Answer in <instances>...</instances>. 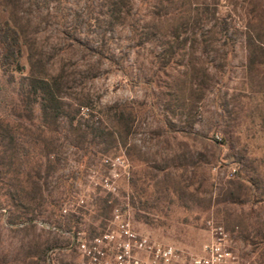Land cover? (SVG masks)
Listing matches in <instances>:
<instances>
[{
    "label": "rangeland",
    "instance_id": "obj_1",
    "mask_svg": "<svg viewBox=\"0 0 264 264\" xmlns=\"http://www.w3.org/2000/svg\"><path fill=\"white\" fill-rule=\"evenodd\" d=\"M45 1L0 0V22L21 35L24 74L58 75L64 111L44 122L38 104L25 112L11 93L8 110L0 108L36 147L16 174L0 146V264H32L25 256L35 242L62 240L46 225H56L66 197L86 225L109 198L112 207L128 204L136 227L158 240L197 253L220 228L238 264H264V0H191L200 12L180 30L169 0ZM206 8L228 39L218 26L207 33L216 22L205 25ZM257 33L262 42L248 46ZM190 62L207 67L210 80L187 84L180 106L177 78ZM115 109L126 111L120 125ZM116 155L132 169L117 196L101 187L105 160ZM28 178L41 185L32 203L14 196L16 179Z\"/></svg>",
    "mask_w": 264,
    "mask_h": 264
},
{
    "label": "trees",
    "instance_id": "obj_2",
    "mask_svg": "<svg viewBox=\"0 0 264 264\" xmlns=\"http://www.w3.org/2000/svg\"><path fill=\"white\" fill-rule=\"evenodd\" d=\"M49 0H46L44 4H47ZM59 1V0H56ZM113 5H117L118 0H112ZM34 3L38 4L36 0H33ZM171 6V13L173 16H177V20L181 21L179 25H177V29H181L184 27L186 22H189L192 18V14L196 17L199 14V9L194 6L191 0H169ZM117 9V8H116ZM114 13V10H113ZM205 16V25L212 21H215L211 28L207 33L211 31L215 26H218V33L225 39L227 37V29L224 23L218 22L216 17V9H208L206 8L203 11ZM194 17V16H193ZM187 24V23H186ZM254 31V27H250ZM203 34V44L206 47L209 46L207 36ZM262 42L261 36L257 33V38L255 35H250L247 39L248 46L256 47L257 41ZM23 47L21 43V35L16 30V28L12 25L10 20L6 19L5 21L0 22V108L2 104H4L5 112L8 110L7 97L8 95L14 94L18 98V101L15 106L19 107L21 110L25 112H31L33 106L38 104L41 110L42 119L44 122L56 121L59 120L62 116H64V111L61 105V97H60V80L58 75H37L33 70L29 72V74H24L25 66L22 64L21 60L23 57ZM185 69L183 71L182 77L177 78L176 83L178 85L177 94L178 100L182 103L178 102V105L184 106V102L182 101L185 98L182 89L187 88V84L190 85V88L193 86V82L201 78V84L204 86L208 85L210 80L209 69L202 65L201 67H197L194 63L190 62L185 65ZM18 75V76H17ZM180 83L183 84V87L180 88ZM176 96V97H177ZM115 122L117 125H120L124 116L126 115V111L123 109H115L114 113ZM15 115L4 113L0 115V130L4 133H0V146H3L4 149L11 150L10 155L8 156V165L10 167L20 166V168H16L15 173L19 174L24 171V167H26V163L29 162V159H35L36 147L34 146V142H32V136L26 133L25 130H22L21 125L15 118ZM72 124V122H71ZM81 130V127H79ZM91 134L94 136H102L104 134H109L114 137V132L109 129H101L100 127H89L85 133ZM94 136V137H95ZM115 143V138H112ZM48 156L52 153L48 152ZM26 162V163H25ZM26 170V168H25ZM238 176V173H236ZM40 178V177H39ZM17 181V191L14 194L16 198H23L27 200V202L32 203L36 200L37 194L41 195V185L36 180H32V178H28L27 181H22L20 179H16ZM27 183L30 186V189H27L28 186L24 184ZM72 187L71 183L68 184V189L70 190ZM67 201H69L68 197L64 198L61 203L56 207L55 215L57 214V220L55 222L58 228H63L67 230H73L76 227L84 225V227H90L93 229L92 224H84L80 218L75 213H72L66 208ZM111 200L109 198L102 199L103 207H100L97 212V217L99 220L103 221L105 217L109 215L105 210L111 209L110 206ZM16 207H22L17 203ZM80 210V209H78ZM27 222H32V219H25ZM65 244L62 240H57L55 243L51 245H47L46 247H41L39 243L33 244V250H29L26 253L25 259H30V263L38 264L40 261L42 264H47L46 256L47 252L51 248L61 247ZM67 256V254H66ZM69 258L72 261L75 260V256L73 253L68 254ZM62 253H57L55 256V260L59 261L60 264H67L68 261H64L62 258Z\"/></svg>",
    "mask_w": 264,
    "mask_h": 264
},
{
    "label": "built area",
    "instance_id": "obj_3",
    "mask_svg": "<svg viewBox=\"0 0 264 264\" xmlns=\"http://www.w3.org/2000/svg\"><path fill=\"white\" fill-rule=\"evenodd\" d=\"M107 175L101 187L110 195H118L121 182L128 183L131 163L125 155H116L105 160ZM126 207L113 206L103 221L90 227L61 229L46 225L65 242L61 247L47 252V264H60L57 253H73L74 261L67 264H238L226 235L219 228L217 235L197 252H190L173 243L158 240L138 229Z\"/></svg>",
    "mask_w": 264,
    "mask_h": 264
}]
</instances>
